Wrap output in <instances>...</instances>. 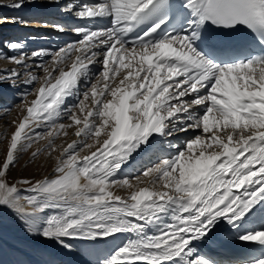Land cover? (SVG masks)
<instances>
[{
    "label": "snow or ice",
    "instance_id": "snow-or-ice-1",
    "mask_svg": "<svg viewBox=\"0 0 264 264\" xmlns=\"http://www.w3.org/2000/svg\"><path fill=\"white\" fill-rule=\"evenodd\" d=\"M25 2L0 7L18 10ZM62 10L110 26L75 29L79 40L52 53V67H43V82L22 106L0 163V212L21 221L28 238L56 246L67 258L60 264H215L194 242H210L222 224L235 239L264 249V227H246L264 212V54L236 46L248 34L264 46V0H81ZM6 47L19 53L10 62L25 69L29 59L46 55L24 54L16 42ZM94 64L102 66L95 82L65 109L80 83H90ZM20 75L0 73V83L16 87ZM38 79L28 74L25 83ZM64 111L70 123H58ZM33 125L50 130L36 133ZM68 129L82 139L62 148L54 178L8 182L22 152L46 139L31 157L45 150L51 156L54 138ZM189 130L199 134L135 183L114 179L158 138ZM18 184L29 185L30 194L21 195ZM116 186L127 195L115 194ZM120 236L131 238L108 256L74 259ZM248 264H264V253Z\"/></svg>",
    "mask_w": 264,
    "mask_h": 264
},
{
    "label": "rangeland",
    "instance_id": "rangeland-1",
    "mask_svg": "<svg viewBox=\"0 0 264 264\" xmlns=\"http://www.w3.org/2000/svg\"><path fill=\"white\" fill-rule=\"evenodd\" d=\"M1 1L2 5H4V3L5 5L11 4L6 3L8 0H0V2ZM15 1L16 0H14V2ZM68 3L69 0H67L66 3L63 4H59L54 1L51 2L50 0H37L36 3H29L26 0L24 6L18 10H13L11 8L7 10V8L0 7V73H7L8 71L13 69L21 73L19 79H17L16 81V87H11L10 83H0V151L3 150L2 147H4L5 149L7 147L8 138H10L12 132L15 130L16 123L18 122L16 119L17 116H21V114L24 115L23 111L21 110L22 106L35 98L34 95H30L29 93L34 94L36 89L43 82V78L45 75L43 67H52L51 54L71 44V42H69L70 39L67 37L69 35V32H72V36H78L75 31L76 28L72 27V25L68 23L70 21L75 20L76 17L71 13H66L62 10ZM73 5L75 4L73 3ZM51 7H53V9H48ZM21 12L25 14H27L26 12H28V14L31 15L33 18H30V21L27 23L13 22V17H17L20 20L19 16L17 15H19V13ZM50 12L52 13L49 14ZM65 23L67 24V27H64ZM57 26L63 27L65 31H58ZM5 33L7 34L5 35ZM7 42H16L22 44V52L29 56H31V53L37 51H43L46 53V55L42 58L29 59L27 61L29 68L25 69L10 62L8 57L18 55L19 53L17 51H10L6 47ZM36 65H42V67H37ZM61 66L63 67L64 65ZM97 70H99L98 73H96ZM101 71L102 66L100 64H94L93 67L90 66V83H88L87 85L83 82L80 83L78 96L68 98L65 105V109L73 108V106L77 104L79 100L83 99V93L90 88L91 83L95 82V78L99 75ZM28 74L34 75L39 79L32 83H25ZM86 103L89 107H91L90 101ZM58 123H70L67 118L66 111L62 113V117L58 120ZM33 129L36 133L41 134L50 130V128L43 126L40 128H36L35 125H33ZM197 134H199L198 131L189 130L184 133H176L170 137L159 138V144L157 143L158 146L156 145L157 148L154 149V151L147 149L146 153H149L147 154L148 156H144L145 151L139 152L138 154H134L130 161L122 167V169L119 171L117 176L114 177V179L122 180L127 178L132 180L133 183H135L134 178L137 175H140L146 168L154 166L156 163L159 162L161 158H169L170 156L175 155L178 150H182L184 148L185 142L187 140H190ZM81 139L82 138H78L74 135L72 129H68L67 136H65L63 133H60V135L54 138V146L57 150L56 152H52L51 156H49L48 151L45 150L37 158L33 159L31 157V153L34 150L29 149L26 152H22L19 155L18 162L15 164L14 167L11 168L9 172V174H12L15 177L17 176V178H15L13 182L16 184L17 181L27 179L35 183L36 181L43 180L45 178H54L56 174L55 172H53V170L56 166V157L59 156L62 148L66 147L67 144L73 141H77L79 143ZM88 142L90 143L91 141ZM33 144H37V147L44 149L45 145L47 144V140L41 139L39 143ZM167 147H169L170 149H173L175 147L176 149L171 151H169V149L166 152L163 151L162 148ZM86 151L81 152L80 155L87 154ZM46 158L49 162L50 167L48 166L43 173L36 174L33 179L29 178L25 174H22L23 171L21 170L27 165H30L33 162L37 163L38 161L45 160ZM2 161L3 160L0 159V163H2ZM18 173L21 174L20 177ZM17 186L21 191L24 190L23 194H26L25 189H27L29 185L18 184ZM113 188L112 190L117 195H127L128 190L120 188L119 186ZM48 214L55 213L49 211ZM260 215H262V212ZM253 218H255V216H253L247 224L251 226L250 229H259L261 227H264V221L259 224L260 218L259 220ZM227 233L230 234V237L226 238L229 242H234L237 240L233 237L231 238V236L236 234L235 232L227 231ZM224 235L225 233L221 236ZM126 238L127 236H121V241H124ZM219 252L222 254L221 250ZM0 253L3 256H1V258L4 260L3 264H16L17 261H24L26 262V264H33L30 260L26 259L20 251H17L14 248H10L7 244H4L3 242H0ZM202 255L206 256L205 253H202Z\"/></svg>",
    "mask_w": 264,
    "mask_h": 264
},
{
    "label": "bare ground",
    "instance_id": "bare-ground-1",
    "mask_svg": "<svg viewBox=\"0 0 264 264\" xmlns=\"http://www.w3.org/2000/svg\"><path fill=\"white\" fill-rule=\"evenodd\" d=\"M36 1L37 0H35V3H36ZM50 1L53 2L54 0H50ZM66 1L67 0H65V1L60 0L59 4L66 3ZM77 1H79V0H77ZM6 3H14V0H12V1L8 0ZM0 4L2 5V1L0 2ZM4 5H5V3H4ZM4 8H7V10L10 9L9 7H4ZM48 9H53V7L48 8ZM26 13L27 14L21 12V13H19V15H17V16H19L21 21H24V23L25 22L26 23L29 22L30 21L29 19L33 18L31 15L28 14V12H26ZM6 34L7 33H5V35ZM93 66L94 65H91V67H93ZM22 117H23L22 114H21V116L18 115L17 118H16L17 121L22 119ZM158 141H159V138H158L157 141H154L155 147H151L148 150H153L154 151V149L157 148L156 145H157ZM36 145L37 144H33V147L31 148V150H35L37 148ZM171 146H173V145H171ZM2 148H3V150L0 151V156H1L0 159L3 160L4 157H5L4 151H6V149L4 147H2ZM162 149H163V151L166 152L170 148L167 147V148H162ZM174 149H176V148L174 147L173 149H170L169 151L174 150ZM2 153H3L4 157H3ZM86 153H87V151H86ZM145 153H146V151H145ZM145 153H144V156H148L147 154H149V153H146V154ZM83 155H85V154H83ZM83 155H80V156H83ZM48 166L50 167L49 162H48V160L46 158L45 160L38 161L37 163L33 162L30 165H27L21 171H23L22 174H25L29 178L33 179V177H35L36 174L43 173ZM53 172H55V171L53 170ZM18 175H19V177L21 176L20 173H18ZM15 178H17V176L15 177L12 174L8 173L7 179H8V182L10 184H15L13 182ZM113 190H114V188H113ZM20 192H21V195H29V194H27L26 191H25L26 194H23L24 190L23 191L20 190ZM260 214L261 213H259V215H258V213L255 214L254 215L255 218H253V219H258L259 220V218H261ZM251 218L252 217H250V219ZM250 219H249V221H250ZM260 223H262V222H259V224ZM221 231L223 232L222 234H221ZM227 231H230L228 226L226 224H222L221 227H219L216 230V232L214 233L213 238H212V240L210 242H206L204 244H198V243L194 242V246H196L197 250L201 251V253H205L206 256H209L210 253L216 252V251L219 252L220 250L222 251V254L229 252L228 249L230 247V244L231 245H233V244H250L249 242H241L239 240H236L234 242H229L228 239H226V238L230 237V234L227 233ZM224 233H225L226 237H225V235L221 236ZM235 235L231 236V238L232 237L234 238ZM128 238H131V237L127 236L126 239H128ZM120 241H121V236L118 237L115 240H113L112 238H109L107 242L99 241L94 246V250H93L94 251V255L85 256V257H82V258L75 257L74 259H76L78 261H80V260H99V259H102V258L108 256V254L113 249H115L118 244H120L122 242V241L121 242ZM0 242H3L4 244H7L10 248H14L17 251H20L21 254H23L25 256V258L30 260L33 264H48V262H54V264H60V261L67 259L66 257H63V256H61V255H59L57 253L56 246L41 242L39 240H34V239L28 238L26 236V234L22 231V222L19 221L13 214H11L10 212H6V211L5 212H0ZM72 243L74 245L78 244L79 247H84L85 246L82 242H72ZM226 245H228V246L226 247ZM1 256H2V254L0 253V264H3L4 260L1 258Z\"/></svg>",
    "mask_w": 264,
    "mask_h": 264
}]
</instances>
